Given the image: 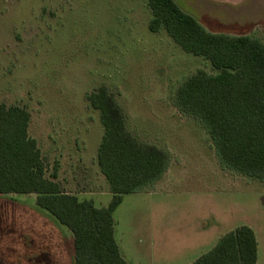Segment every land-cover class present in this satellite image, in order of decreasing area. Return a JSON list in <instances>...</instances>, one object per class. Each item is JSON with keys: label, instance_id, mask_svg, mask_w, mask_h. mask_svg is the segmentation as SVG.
I'll return each instance as SVG.
<instances>
[{"label": "rangeland", "instance_id": "374dc122", "mask_svg": "<svg viewBox=\"0 0 264 264\" xmlns=\"http://www.w3.org/2000/svg\"><path fill=\"white\" fill-rule=\"evenodd\" d=\"M175 1L211 32L264 42V0ZM151 17L147 0H0V104L30 111L48 177L56 169L65 191L107 206L112 193L98 164L104 125L87 99L107 86L127 129L170 156L164 176L125 194L114 212L128 261L190 264L218 233L248 225L264 264V181L223 166L203 124L175 104L191 75L216 70L164 29L151 31ZM34 198L0 194V264H60L72 251V233Z\"/></svg>", "mask_w": 264, "mask_h": 264}, {"label": "trees", "instance_id": "16d2710c", "mask_svg": "<svg viewBox=\"0 0 264 264\" xmlns=\"http://www.w3.org/2000/svg\"><path fill=\"white\" fill-rule=\"evenodd\" d=\"M149 28L164 29L185 51L210 61L215 73L200 70L177 89L176 106L205 127L223 166L264 181V42L249 34L207 30L175 0H147ZM100 111L104 134L98 164L111 200L98 206L63 189L47 165L37 140L29 133L26 107L0 104V194H36L74 236L76 264H129L115 235L114 212L124 195L156 184L170 165L168 152L139 141L126 126L124 113L105 85L87 94ZM254 229L238 226L224 234L190 264H257Z\"/></svg>", "mask_w": 264, "mask_h": 264}, {"label": "crops", "instance_id": "0c3cea01", "mask_svg": "<svg viewBox=\"0 0 264 264\" xmlns=\"http://www.w3.org/2000/svg\"><path fill=\"white\" fill-rule=\"evenodd\" d=\"M35 195V198H34V200L36 201V197H37V195L36 194H34ZM47 213H49V214H47V215H49V220H58L54 215H52L49 211H47V210H45ZM218 221H220V222H222L223 220H218ZM217 223V222H216ZM62 224V223H61ZM63 225V224H62ZM65 225H63V227H64ZM65 227H67V226H65ZM201 227V226H200ZM238 227V226H237ZM236 226H234L232 229H229V231H231V230H234V229H236L237 228ZM214 227L213 226H211V227H205V229H199V231H205V232H207L209 229H211V231H214V229H213ZM63 229V228H62ZM64 229H66V230H68V231H70V229L67 227V228H64ZM228 230H226V231H222V233H218L216 236L217 237H215L214 239H215V241L216 240H219L224 234H226L227 232H229ZM71 232V231H70ZM65 233V232H64ZM72 233V232H71ZM72 236V244L73 245H71L70 246V249L72 248V251L70 250L69 252H67L66 253V255L64 256V257H62V261H60V264H76V260H75V243H74V236H73V233L71 234ZM218 242V241H217ZM120 246V245H119ZM121 249V248H120ZM66 251V250H65ZM121 253H122V255H123V257L128 261V259L124 256V254H123V252H122V250H121ZM63 259H64V261H63ZM128 263L129 264H131L129 261H128Z\"/></svg>", "mask_w": 264, "mask_h": 264}]
</instances>
